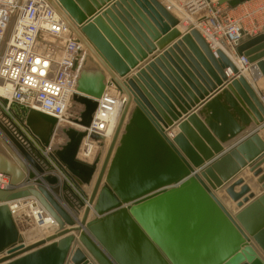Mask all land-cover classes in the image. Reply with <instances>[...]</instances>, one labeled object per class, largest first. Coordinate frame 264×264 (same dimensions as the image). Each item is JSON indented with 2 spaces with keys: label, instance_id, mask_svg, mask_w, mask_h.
I'll return each mask as SVG.
<instances>
[{
  "label": "water",
  "instance_id": "95a60500",
  "mask_svg": "<svg viewBox=\"0 0 264 264\" xmlns=\"http://www.w3.org/2000/svg\"><path fill=\"white\" fill-rule=\"evenodd\" d=\"M50 1L89 52L69 104L80 116L71 121L90 126L108 81L127 99L106 148L103 136L91 134L101 146L92 162L78 158L88 133L75 126L63 127L65 142L51 150L87 202L13 121L0 122V173L10 184L0 188V264H264V103L244 75L229 78L228 69L239 70L226 52H214L194 27L180 33L179 18L159 0H130L136 37L111 8L94 12L88 0H57L61 9ZM141 28L154 42L180 38L128 77L155 50ZM235 50L264 78V32ZM57 123L34 108L25 118L42 147ZM246 168L260 194L238 177L225 190L239 209L232 212L217 191ZM28 198L56 225L31 244L10 207Z\"/></svg>",
  "mask_w": 264,
  "mask_h": 264
},
{
  "label": "built area",
  "instance_id": "2783aa9c",
  "mask_svg": "<svg viewBox=\"0 0 264 264\" xmlns=\"http://www.w3.org/2000/svg\"><path fill=\"white\" fill-rule=\"evenodd\" d=\"M168 2L169 10L172 6L179 8L186 18L191 19L188 26L198 29L214 52L218 48L226 52L239 70V74H234L228 69L229 77L254 70L262 80L258 68H254L247 57L239 56L235 48L244 40L264 32V0H247L237 6L220 0ZM220 40L226 43L229 51L223 48ZM88 54L85 44L50 0H0V88L9 91L8 95L0 94V122L7 124L11 119L55 167L56 175L65 179L85 201L86 198L51 158V150L65 142L62 128L73 125L88 133L81 142L78 158L92 162L101 146L91 134L106 138L112 116L118 112V122L127 99L115 84L108 81L90 126L81 127L71 121L80 116L78 111L69 108V104ZM258 94L264 103V91L259 90ZM31 108L58 119L48 147H42L25 125L26 114ZM9 186V177L0 173V188ZM29 204H34L37 209ZM10 207L19 216L26 211L38 227L46 215L32 198L13 201Z\"/></svg>",
  "mask_w": 264,
  "mask_h": 264
},
{
  "label": "crops",
  "instance_id": "0c3cea01",
  "mask_svg": "<svg viewBox=\"0 0 264 264\" xmlns=\"http://www.w3.org/2000/svg\"><path fill=\"white\" fill-rule=\"evenodd\" d=\"M88 2L90 3L93 11H98L100 8L101 10H104L105 8H111L113 13H115L119 19L121 20V22L123 23V26L125 28V30L127 31V33L133 35L134 37H136L135 33H134V30H133V24H132V20H134L130 10L128 9L130 6H131V3H130V0H126V1H122V0H94L93 2L91 0H88ZM163 3V2H162ZM164 4V3H163ZM165 5V4H164ZM129 6V7H128ZM167 7V6H166ZM168 8V7H167ZM169 9V8H168ZM171 11V10H170ZM172 12V11H171ZM173 13V12H172ZM174 14V13H173ZM176 16V14H174ZM110 18L111 16L108 14L107 16H104L103 17V20L106 24L110 25ZM179 18V17H178ZM181 28V27H180ZM142 29V28H141ZM182 31H184V29L181 28ZM142 31L146 34V36H148V34L144 31V29H142ZM180 33H183L179 30ZM122 37V36H121ZM123 38V37H122ZM180 37H170L168 38L167 35L163 36L161 39L157 40V41H152V39L148 36V39H150V41L152 42V44H154V47H155V50L152 51V53H147V58L144 59L143 61H140L139 62V65L132 69L129 74H128V77H131V76H134L136 74V72L140 69H145L150 63H152L154 61V58L155 57H160L162 56V54L168 49L169 46H172V44H174V42H176ZM124 39V38H123ZM156 67H160V65L157 63L155 64ZM173 68V67H172ZM149 72V71H148ZM149 74L152 76V74L149 72ZM262 82H260V86L256 83H251V85H253L254 87L256 86L257 88H260L261 91H264V80H261ZM250 82V81H249ZM255 87V88H256ZM210 92V95L213 94L211 91ZM208 92V93H209ZM207 98V97H206ZM191 104H189L190 106ZM188 106V107H189ZM198 106V104H197ZM187 108V107H186ZM196 107H193L192 110L189 111L192 112L195 110ZM186 110H189L188 108ZM186 115L185 113H182V118H184ZM254 127H256L255 125H253L252 127H250L248 130H251L253 129ZM259 133L261 134V136L264 138V130H261L259 129ZM247 131H245L246 133ZM0 136H3L1 131H0ZM244 135V134H243ZM242 137V136H241ZM4 138V137H3ZM240 139V138H239ZM236 139L234 140L233 142L231 143H228L226 145H223V149L224 150H227L229 147L231 146H235L237 145L242 139ZM0 149H3L2 148V144L0 142ZM222 153V152H221ZM220 152L219 153H214L213 155V159L217 158L220 156L221 154ZM211 159V160H213ZM209 161H205L204 164H208ZM263 169H264V163L262 165ZM194 170H196V172H200V168L198 167H194L193 168ZM246 174V177H244V180L246 182V179L248 180V182H246L247 184L250 185H255L256 188H251L253 192H256L258 187L260 185L257 184V179L255 177H253V175L249 172L248 168L246 169H243V171L239 174ZM238 176H235L229 183H226L224 186H228L231 184V182H233L234 180H236ZM220 190V189H219ZM219 190L217 191V195H218V192ZM236 191H239L240 190V186H237ZM257 196L260 194H257V192L255 193ZM233 202V201H232ZM235 203V202H233ZM226 205V204H225ZM236 205V203H235ZM227 206V205H226ZM238 209V208H237ZM231 210V209H229ZM239 210V209H238ZM232 211V210H231ZM21 219H20V224H21V229H22V232L23 234L25 235V239L26 240H29L31 238L29 237H32L34 236V240L33 242H36L37 240L39 239H42L44 237L47 236L48 233H51V229H47V231L43 234H41L40 230L38 228H35L37 226H33V223L31 221V219L29 218L28 214L26 211H23L22 214H21ZM51 228V227H50ZM40 235V236H39ZM42 235V236H41ZM37 237V238H36ZM37 239V240H36ZM36 240V241H35Z\"/></svg>",
  "mask_w": 264,
  "mask_h": 264
},
{
  "label": "bare ground",
  "instance_id": "6f19581e",
  "mask_svg": "<svg viewBox=\"0 0 264 264\" xmlns=\"http://www.w3.org/2000/svg\"><path fill=\"white\" fill-rule=\"evenodd\" d=\"M159 1H161V3L163 2L164 4H165V6H167L168 8L170 7L169 5H170V3L168 2V0H159ZM54 2L58 5V2L56 1V0H54ZM162 3V4H163ZM59 6V5H58ZM166 7V8H167ZM167 8V9H168ZM170 10L174 13V14H176V16L177 17H179L180 18V23H179V25L177 26V30H180L181 32H187L188 31V29L190 28L188 25L190 24V23H192V21H191V19H189L188 18V16H187V18H186V15H185V13L181 10V9H179V8H173V6L170 8ZM169 10V11H170ZM170 11V12H171ZM171 12V13H172ZM172 13V14H173ZM195 20V18H193V21ZM192 26V25H191ZM182 29H184V31H182L181 30V28ZM240 75H244L245 77H246V79L248 80V81H250L249 83L251 84V83H256V84H258L259 86L261 85L260 84V82H262L260 79H261V77H258L257 76V74H256V72L254 71V70H252L251 71V73H246V72H242V73H240ZM256 75V76H255ZM229 78H232V77H229ZM262 80H264V78L262 77ZM253 86V85H252ZM256 87V86H255ZM254 86H253V88L257 91V93H259V90H260V88H255ZM8 93H9V91L8 90H6V89H3V88H0V94H3V95H8ZM118 106V108L120 107V104L119 105H117ZM118 117V112L116 113V114H114L113 116H112V119H111V123H109V125H108V128H107V132H106V138H104L105 139V148L108 146V144H109V142H110V140H111V138H112V136H113V134H114V131H115V128H116V122H117V118ZM186 117V116H185ZM9 120H11V119H9ZM12 121V120H11ZM6 125V124H5ZM261 130H264L262 127L260 128ZM178 131V128H177V125H175V127L173 128V129H170L169 131H168V134H169V136L172 138L173 136H175V134H176V132ZM261 132V131H260ZM264 132V131H263ZM1 135V134H0ZM1 138H3L2 136H0V139ZM4 139V138H3ZM100 150V149H99ZM99 152V151H98ZM252 174V173H251ZM253 175V174H252ZM61 176V175H60ZM62 177V176H61ZM239 177H242V178H244V177H246V174H241V175H239ZM254 177V176H253ZM62 180V179H61ZM65 180V179H64ZM246 182H248V180L246 179ZM226 187L227 186H223L220 190H219V192H218V198L224 203V204H226L228 207H229V209H231L232 210V212H235L236 210H238L237 209V205H235V203H233L232 201H231V199L229 198V196L227 195V193L225 192V190H226ZM251 188H256V186L255 185H251ZM257 194H259V191H258V189H257ZM256 192H254V193H256ZM257 196V195H256ZM85 202H87V200L85 201ZM29 205H31V206H33L35 209H37L35 206H34V204H29ZM40 216V215H39ZM43 220L41 221V222H39L40 223V228H42V227H49V226H51V233L53 232V228L56 226L55 224H53V222H52V219H51V217L49 216V215H45V216H43V218H42ZM47 235H49V233L47 234ZM25 236V235H24ZM40 236V235H39ZM42 236V235H41ZM30 238V237H29ZM37 238V237H36ZM33 240H34V237L33 238H31V239H29V240H26L27 241V243H29V244H31V243H33ZM37 240V239H36ZM35 240V241H36Z\"/></svg>",
  "mask_w": 264,
  "mask_h": 264
},
{
  "label": "rangeland",
  "instance_id": "374dc122",
  "mask_svg": "<svg viewBox=\"0 0 264 264\" xmlns=\"http://www.w3.org/2000/svg\"><path fill=\"white\" fill-rule=\"evenodd\" d=\"M235 12V11H234ZM247 20V19H246ZM68 126H73V125H68ZM3 137V136H2ZM57 138V137H56ZM34 226H36L35 224H33V226H32V228L34 227ZM50 227L51 226H49V227H42V228H40V227H35V228H38L39 230H40V232H41V234H43V233H45L46 231H47V229H49L50 230ZM51 231V230H50ZM50 234V233H49ZM34 237V236H33ZM30 238H32V237H30Z\"/></svg>",
  "mask_w": 264,
  "mask_h": 264
}]
</instances>
